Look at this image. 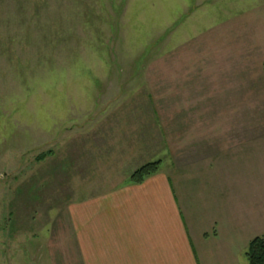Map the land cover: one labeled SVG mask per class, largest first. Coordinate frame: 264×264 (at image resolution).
Listing matches in <instances>:
<instances>
[{
	"label": "rangeland",
	"instance_id": "rangeland-1",
	"mask_svg": "<svg viewBox=\"0 0 264 264\" xmlns=\"http://www.w3.org/2000/svg\"><path fill=\"white\" fill-rule=\"evenodd\" d=\"M263 14L264 0H0V264H72L67 207L118 185L123 160L160 161L185 193L202 165L213 177L191 200L214 194L264 231Z\"/></svg>",
	"mask_w": 264,
	"mask_h": 264
},
{
	"label": "crops",
	"instance_id": "crops-1",
	"mask_svg": "<svg viewBox=\"0 0 264 264\" xmlns=\"http://www.w3.org/2000/svg\"><path fill=\"white\" fill-rule=\"evenodd\" d=\"M257 34L263 38L264 29H258ZM95 128L92 142L101 147L107 138L101 134L103 130ZM128 151L124 155L132 153ZM236 153L235 147L233 162H237ZM188 155L190 164H202L199 152ZM212 160H208L210 164ZM144 162L136 166L133 161L118 162L121 165L112 170L121 179L118 185L69 203L68 219L77 255L72 264H247L249 242L264 231L251 234L250 225L237 221L242 218L238 214L229 218L214 205V194L203 201L201 190L197 198L200 204L189 197L197 190L189 188L201 189V182L211 179L213 172L207 173L201 165L200 171L190 175L196 183L188 185V193L176 189L170 174L161 169L141 184H129L128 175ZM52 264L64 262L57 258Z\"/></svg>",
	"mask_w": 264,
	"mask_h": 264
},
{
	"label": "trees",
	"instance_id": "trees-1",
	"mask_svg": "<svg viewBox=\"0 0 264 264\" xmlns=\"http://www.w3.org/2000/svg\"><path fill=\"white\" fill-rule=\"evenodd\" d=\"M264 68V61H263ZM44 158V154L38 159ZM160 169V161L144 163L136 168L127 178L129 184L138 185L143 183L147 178L156 174ZM247 264H264V234L254 237L248 244L245 251Z\"/></svg>",
	"mask_w": 264,
	"mask_h": 264
}]
</instances>
